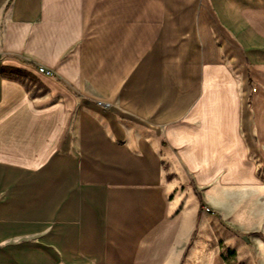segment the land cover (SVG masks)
Here are the masks:
<instances>
[{
	"label": "crops",
	"instance_id": "1",
	"mask_svg": "<svg viewBox=\"0 0 264 264\" xmlns=\"http://www.w3.org/2000/svg\"><path fill=\"white\" fill-rule=\"evenodd\" d=\"M2 26L5 66L54 76L40 108L0 78V242L50 225L0 264L233 263L207 226L264 221V0H14Z\"/></svg>",
	"mask_w": 264,
	"mask_h": 264
},
{
	"label": "rangeland",
	"instance_id": "2",
	"mask_svg": "<svg viewBox=\"0 0 264 264\" xmlns=\"http://www.w3.org/2000/svg\"><path fill=\"white\" fill-rule=\"evenodd\" d=\"M13 1L14 0H10L9 5L2 9V13H0V34L3 28L2 22L10 10ZM6 60H9V57H0V78L18 84L36 108L45 106L46 104L42 103L41 100L47 96V89L40 83V80L35 73L37 72L39 75L45 76L42 73H39V69L43 67L31 65L29 64V61L18 60L17 65L10 68L4 64ZM43 69L51 74L50 76L45 77L54 76L52 71L45 68ZM104 108H108L106 107V104ZM260 175L259 172L258 176L260 177ZM207 209L210 212L206 211ZM203 212L204 214H211L212 211L206 207L203 209ZM255 213L258 214L260 212ZM223 223L212 222L207 226L209 235L212 233L209 238H211L215 246L220 248V253H225L226 247H229L233 249L236 254L235 260L231 264H264V221L260 223L252 222L243 229L231 223ZM49 230L50 225L37 231L9 237L0 242V248L35 244L45 237ZM197 231L200 232L199 230H196L192 235L189 244H193L198 237ZM214 232L218 233L215 234Z\"/></svg>",
	"mask_w": 264,
	"mask_h": 264
},
{
	"label": "trees",
	"instance_id": "3",
	"mask_svg": "<svg viewBox=\"0 0 264 264\" xmlns=\"http://www.w3.org/2000/svg\"><path fill=\"white\" fill-rule=\"evenodd\" d=\"M228 262L233 261L235 258V253L230 250H226L225 252V257H224ZM229 264V263H228Z\"/></svg>",
	"mask_w": 264,
	"mask_h": 264
},
{
	"label": "built area",
	"instance_id": "4",
	"mask_svg": "<svg viewBox=\"0 0 264 264\" xmlns=\"http://www.w3.org/2000/svg\"><path fill=\"white\" fill-rule=\"evenodd\" d=\"M39 73H42L45 76H50L51 75L48 71L44 70L43 68L39 69ZM106 107H108V105H106ZM206 211L210 212L208 209Z\"/></svg>",
	"mask_w": 264,
	"mask_h": 264
}]
</instances>
